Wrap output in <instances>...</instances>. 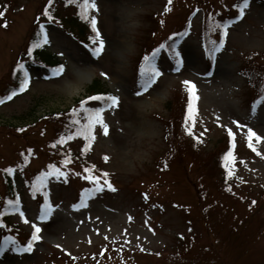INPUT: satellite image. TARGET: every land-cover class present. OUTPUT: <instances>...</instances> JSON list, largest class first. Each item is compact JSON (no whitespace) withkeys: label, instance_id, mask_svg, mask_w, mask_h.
<instances>
[{"label":"rangeland","instance_id":"374dc122","mask_svg":"<svg viewBox=\"0 0 264 264\" xmlns=\"http://www.w3.org/2000/svg\"><path fill=\"white\" fill-rule=\"evenodd\" d=\"M46 1L9 0L4 9L0 17V92L9 80L15 56L26 51L35 18L43 16ZM235 1L95 0L97 8L89 10L86 18L83 15L90 25L86 36L93 44L81 43L56 24L45 25L48 48L59 53L63 73L57 75V68H31L24 61L30 77L27 88L0 103V189L1 167L15 168L12 173L21 189V204L12 220L31 234L35 231L32 225L39 226L42 239L30 253L14 251L16 245L27 243L7 245L0 252V264H173L171 260L180 261L183 256L201 259L204 247L221 253L216 264H264V235L259 234L264 217V139L253 137L256 151L248 141L249 128L264 138V102L255 98L258 93L241 70L251 53L261 54L259 61L264 62V4L251 0L242 19H225L233 15ZM55 7L58 10L60 5ZM75 10L72 5L59 12ZM186 13L188 32L173 43L171 55L160 46L152 52L162 75L146 92L136 95L141 91L144 57L152 56L150 50L178 28ZM205 17L212 21L207 24L209 30L221 22L229 25L223 47L214 54L204 44ZM100 39L104 48L95 55L93 49ZM178 59L182 63L177 64ZM95 79L119 98L118 106L94 105V109H104L101 115L108 133L96 123L94 139H87L85 132L68 139L79 159L51 172L38 186L39 196L47 198L53 208L42 221L38 217L43 201L25 187L19 173L21 166L25 170L31 166L27 172L31 176L53 163L40 146L43 138L33 134L41 123L18 132L12 126L67 109L87 95ZM184 81L195 85L199 97L195 111L188 112L185 120L179 110L175 116V111L167 109L172 100L183 106L185 98L190 99L191 85ZM74 86L82 87L71 93ZM48 124L51 136L54 124ZM171 128L186 137L188 144H176L179 149H174L165 135ZM229 129L235 191L222 185L216 166L208 163L209 154L230 136ZM196 136L202 138L200 151L188 147L195 145ZM30 143L36 148L33 152ZM86 176L90 184L83 182ZM97 184L103 186L102 191L94 192L86 206L73 207L86 189ZM79 188H83L81 194ZM183 235L197 236V240H192L186 254L178 256L177 240Z\"/></svg>","mask_w":264,"mask_h":264},{"label":"trees","instance_id":"16d2710c","mask_svg":"<svg viewBox=\"0 0 264 264\" xmlns=\"http://www.w3.org/2000/svg\"><path fill=\"white\" fill-rule=\"evenodd\" d=\"M72 2H73L72 0L71 2L70 0H51V3L49 2L48 5L49 14L51 16H57V17L59 16L62 25L65 26L68 30L74 31V33H76L78 36L83 35L85 32L86 24L82 22L78 14L72 12L61 15L59 9L56 10L55 7L56 4L60 6L62 5L69 6ZM8 3L9 0H0V11L3 12ZM42 28L43 27H41L40 25H37L35 27V29L32 31L31 37L29 38L27 51L26 52L21 51L15 56L17 60L28 56L29 57L28 60L31 62L30 64L33 65L36 69H40L45 66L47 67L56 62L55 57H53L54 56L53 53L46 50V43L41 42L39 47H35V48L33 47L34 43L41 40V34L43 32ZM260 56L261 54L259 53H254L253 55L248 56L246 58L247 64L242 66L246 77L250 79L249 81L251 82L254 88H257L260 85L261 83L260 77L264 75V62L259 61ZM262 57L264 59V54L262 55ZM11 67H12V72L8 77L9 80L8 82L4 83L3 84L4 86L1 88L0 99L5 98L14 90L17 91L18 88L20 87L21 81L24 79V78L21 79L19 77L18 73L20 72L19 71L20 68L18 66H11ZM87 92L89 93L88 97L84 99H77L75 105L71 106L68 109L62 110L55 114L54 113L47 114L43 116V118L41 119L38 118L33 120L32 123L12 126V127L15 131L16 130L22 131L28 128L31 124L41 123L37 127V129L33 130V134L43 138V144H41L40 146L42 147L44 152L46 151L45 155L46 154L48 155L47 157L50 160H52L54 165L63 168L69 166L76 158L79 157L77 155V152L70 147V144L67 141L69 137L74 139L73 136L75 135L76 131L79 129H84L87 125L88 114L90 112L88 110L92 109L91 107L92 99H88V98L96 97V96L106 97L108 95H111L110 90L104 87L100 79H95L89 85ZM82 101L84 102L83 106L81 105ZM167 108L168 110L175 111V116L178 110L180 111V113L182 112V116H183L186 109L184 104L182 106L181 104L174 103L173 100L167 103ZM49 121H51L54 124V126H52L51 136H50L51 130L48 126ZM175 123L176 121L172 123V126H175ZM47 135H49L50 137L49 136L46 137ZM165 135L169 138V139L167 138V140L169 141L171 146H173L174 149L177 150L179 149V147L176 144L181 143L183 146H185V144H188L189 142V140H187L186 137L182 135L181 137H179V135L176 133L174 128L167 130ZM44 137H46V139ZM62 137L64 138L63 142L61 141ZM194 143L195 145L190 144L189 146L188 145L187 146L190 148H194L195 151L196 148L198 151H200L197 141H195ZM223 143L225 144L221 145L220 147H218L216 150H214L209 154L208 163L212 164L213 166H216L214 167V169L216 171L218 170L217 173L218 176H220L221 178L222 185L227 186L230 181V176L228 175L226 166L224 165L223 154L228 146V141L225 139ZM30 148L32 152L33 150H35L33 143H30ZM21 152L22 154L25 153V151H21ZM30 155L31 154H29V156ZM70 160L71 163L68 162ZM22 174L24 179H26L28 183L32 182L30 176L26 172ZM2 179L3 180L1 185L3 186V188L0 189V235L1 234L3 236L11 235L13 237H16L18 240H23L24 238H27L28 233L24 232L23 229H21L17 223L13 222L11 217L12 216L11 210L13 211L14 209L11 208L8 204V201H19L18 189L15 183V179L6 173L3 174ZM244 223L245 222H243V224ZM232 232H233L232 234L235 233V228L232 230ZM259 234L264 235V217L262 218ZM180 238L182 239L177 240L179 244L178 256H183L184 254H186L185 250L186 249L188 250L189 249L188 247L192 244V242L197 240V236L190 238L183 235ZM230 239L235 240V238H232V235ZM212 249L213 248L204 247V252L202 254L203 257L199 260H195V259L190 260L189 257L183 256L180 261L171 260L170 262L173 264H216L218 261L222 259L221 253L218 252L217 254L216 250L214 249L212 251ZM223 263L224 261H222L221 264Z\"/></svg>","mask_w":264,"mask_h":264},{"label":"snow or ice","instance_id":"6c2138e0","mask_svg":"<svg viewBox=\"0 0 264 264\" xmlns=\"http://www.w3.org/2000/svg\"><path fill=\"white\" fill-rule=\"evenodd\" d=\"M71 2V0H70ZM172 0H169V4H171ZM51 3V0H50ZM249 6V0H241V3L239 5H236L235 7H238V16L236 17V20L242 19L243 16L245 15V10L247 9V7ZM80 7L82 9V15L85 16V18L87 17V13L89 10L91 9H96L97 6L95 4V0H81L80 2ZM45 15H49L48 11L45 10ZM4 15V13L2 11H0V17H2ZM235 22V21H233ZM91 24L94 30H96V19L95 17H92L91 19ZM5 27L7 26L6 24L4 25ZM42 27V26H41ZM224 32L222 34V38L219 41V43H217L216 41H212V49L211 52L214 54L215 52L219 51L224 44V38L227 35V28L229 27L228 24H224L223 26ZM97 31V37H99V31ZM48 41V37L46 33L41 34V40L34 43L33 47H39L40 43H47ZM104 48V41L102 39L99 40V44L96 48L93 49V52L95 55H99ZM177 56H179V53H176ZM154 58H155V52L152 54L151 57L149 56H145L144 57V65H142L141 68V91L137 92L136 95H141L143 92H146L153 84L156 83L157 79L162 75V73L160 72V70L156 67V65L154 64ZM182 63V61H180L179 59L177 60V64ZM18 67L22 68L23 65H19ZM64 71V66L60 65L57 67V69L55 70L57 75H60L61 73H63ZM106 75V74H104ZM184 83L186 85H191L189 87V93H190V101H189V113H193L195 111V102L198 100V95L196 94V87L195 85L190 82V81H184ZM29 84V79L27 76V73H25V77L24 79L21 81L20 87L18 89V91L23 92L27 86ZM17 94V91H13L11 93L10 96L7 97V99H11L12 96H15ZM88 99H96V100H105L107 103L108 107H112V106H118L119 103V98L117 96H96V97H89ZM260 102H264V96L260 97ZM0 103H4L3 99H0ZM83 101L81 102V105L83 106ZM255 104L253 106V108L255 109ZM103 108H97L94 110H88L90 112H92V115L89 117V123L88 125L85 127L84 132L86 133V138L87 139H94V136L92 135V126L93 124L99 123L103 126V131L104 134L107 135L108 133V126L106 123H104L103 118L101 113L103 112ZM75 111V110H73ZM229 134L232 135L231 129H229ZM253 137L256 138L257 141H260L264 138H261L259 136H257V134L251 129H248V141H249V147H253L251 141L253 139ZM71 138V137H69ZM63 137L61 138V141L63 142ZM253 151H256V149L253 147ZM260 154V153H257ZM105 159H107V157H105ZM224 159L226 161L228 160H234L233 157V153L231 151H229L228 153H226ZM227 166V165H226ZM5 171L11 172L12 169H6ZM52 173H43L41 174V177L38 178V185L42 186L44 184V181L46 179V177L48 175H50ZM233 173L231 170H229L228 175L231 176ZM57 175H63V173H57ZM107 175V173H105V176ZM86 179H88L89 177H85ZM108 187L111 188L112 190H115L114 188H112L111 184H108ZM103 190V186L97 184L96 187L94 189H86L84 194L82 195V198L80 200V203L78 205H73V207H84L86 206V200L94 193V192H99ZM254 203V202H253ZM8 204L11 208H13L14 210H19L18 209V205H19V201H8ZM52 205L47 202H45L44 205L41 206V211L39 214L38 219L40 220H46L50 217L51 213H52ZM21 215H23V212L20 213ZM27 222V221H26ZM32 227L35 229V231L33 232L30 240L27 242V244L25 245H16V247L14 248V251L18 252V253H30L33 250L34 244L36 241H39L42 239V237L39 235V233L42 231V229L33 224ZM12 244H16V241L13 240L11 237H6L3 243V246H0V251H3V247H6L9 243ZM59 247V245H58Z\"/></svg>","mask_w":264,"mask_h":264},{"label":"bare ground","instance_id":"6f19581e","mask_svg":"<svg viewBox=\"0 0 264 264\" xmlns=\"http://www.w3.org/2000/svg\"><path fill=\"white\" fill-rule=\"evenodd\" d=\"M80 87H82V86H77V87L74 86L71 93L77 92L80 89Z\"/></svg>","mask_w":264,"mask_h":264}]
</instances>
